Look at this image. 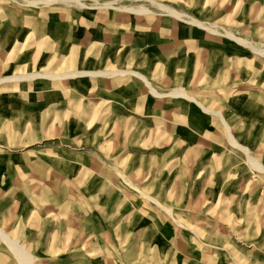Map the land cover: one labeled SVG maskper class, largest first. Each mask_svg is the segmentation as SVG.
Here are the masks:
<instances>
[{
  "label": "rangeland",
  "instance_id": "obj_1",
  "mask_svg": "<svg viewBox=\"0 0 264 264\" xmlns=\"http://www.w3.org/2000/svg\"><path fill=\"white\" fill-rule=\"evenodd\" d=\"M75 1L0 0V264H264V0Z\"/></svg>",
  "mask_w": 264,
  "mask_h": 264
},
{
  "label": "bare ground",
  "instance_id": "obj_2",
  "mask_svg": "<svg viewBox=\"0 0 264 264\" xmlns=\"http://www.w3.org/2000/svg\"><path fill=\"white\" fill-rule=\"evenodd\" d=\"M59 1L62 2L63 4H65V5H71L73 3L74 4H78V5L80 4V3H78V1H75V0H59ZM44 3H46V2H44ZM50 3L52 4V2H49V4ZM152 4L155 5V6H158L159 8L162 7L160 4H158L156 2H152ZM47 5H48V2H47ZM140 13H144V12H142V10H140ZM170 14L173 15V16H175V17H177V18H179V16L176 15L172 11L170 12ZM200 27H202L203 29L206 30L205 27H203V26H200ZM227 37L230 38V39H232V40H234V41H236L241 46L245 47L246 49L252 51L253 53H255L257 55H260V56H263L264 55L263 54V51L258 50L252 44H250L248 42L240 41V40L235 39V38H233L231 36H227ZM124 73H121V72H114V73L113 72H101V71H95V72H93V71H80L77 74L74 73V74H66V75L67 76H70V77H74V76H78V75L79 76H85L86 75V76H90V77H97L98 76V77H106L107 78V77H114V76H118V75L120 76V75H122ZM132 74L134 76H137L138 78H140L143 81V83L148 87V89L152 92L153 95H155V96H160L161 95V94H159L158 92H156L152 88V86L150 85V83L143 76H141V75H139L137 73H132ZM44 77L49 78V79H55V78H57V76H52V75L44 76L43 74H29V75H25V76L23 75V76L5 78V79L0 80V83L11 82V81L13 82V81H18V80H22V79H29V78L32 79V78H44ZM58 78H63V75H58ZM171 95L172 96L173 95H178V96H182L184 98H187V99L191 100L192 102H194L196 105H198L201 109H203L205 112H207L209 114H216V115L220 114V113H218V112H216L214 110H210V109L204 107L197 100H195L192 97H189L187 94H185L182 91H179L178 90L174 94H171ZM221 119H222V117H221ZM221 121H222L223 126L225 127V129L227 131L228 141L231 144V146L232 147H235V148H238V150L240 149L241 151H243L249 157L250 152H248V150L246 148L240 146L236 142V140L234 139V137L231 135V133L228 130V128H229L228 125L225 123V121H223V119ZM248 160L252 162L253 167H254L255 170H257L260 173L264 172V166L262 164H260L258 161H256L255 159H253L251 157H249ZM14 253H15L16 257L19 259V261H20L21 264H26V261H24L25 257L23 256L24 255V252L20 248H18V249L14 248Z\"/></svg>",
  "mask_w": 264,
  "mask_h": 264
},
{
  "label": "crops",
  "instance_id": "obj_3",
  "mask_svg": "<svg viewBox=\"0 0 264 264\" xmlns=\"http://www.w3.org/2000/svg\"><path fill=\"white\" fill-rule=\"evenodd\" d=\"M188 19H192V18H188ZM194 20V19H193ZM180 21V20H179ZM195 21H197V20H195ZM199 22V21H198ZM205 24V23H204ZM188 25V24H187ZM205 25H207V26H212V27H215L216 29H217V25H215V24H205ZM189 26H191V25H189ZM191 27H193V26H191ZM197 29H200V28H197ZM201 30H203V31H205L206 33H208V34H212L210 31H208V30H204V29H201ZM218 32V31H217ZM224 33L225 34H219L220 36H223V37H226L227 39H228V37L226 36V35H230V36H234L232 33H230V32H228V31H224ZM212 35H215V34H212ZM217 36H219L218 34H216ZM236 37V36H235ZM238 38V37H237ZM230 40V39H229ZM243 40H245V39H243ZM245 41H247V42H249L248 40H245ZM250 44H253V43H251V42H249ZM238 45V44H237ZM255 46V45H254ZM203 79V78H202ZM150 83V82H149ZM151 85V84H150ZM145 86V85H144ZM152 86V85H151ZM146 87V86H145ZM147 88V87H146ZM152 88H153V86H152ZM154 89V88H153ZM177 89H181V90H183L186 94H188V92L184 89V88H177ZM176 88L174 89V90H177ZM155 90V89H154ZM173 90V91H174ZM156 91V90H155ZM172 91V92H173ZM156 92H158V91H156ZM172 92H170V94L172 93ZM160 94V93H159ZM170 94H168V96H171ZM167 95V94H166ZM166 95H163V96H166ZM189 95V94H188ZM162 96V97H163ZM189 96H191V95H189ZM162 97H158V98H162ZM172 97H174V96H172ZM191 97H193V96H191ZM194 98V97H193ZM198 101V100H197ZM192 102V101H191ZM204 115H212L213 117H216V118H218V120H219V122H220V124L222 125V127H223V129L225 130V132H226V134H227V131H226V129H225V127L223 126V123H222V119H223V121H225V123L228 125V130H229V132L231 133V135L234 137V135H233V133H232V129H231V127H230V125L228 124V122L226 121V119L224 118V116L222 115V114H218V115H216V114H209V113H207V112H205L203 109H201L198 105H196L194 102H192ZM212 110V109H211ZM221 117H222V119H221ZM245 148V147H244ZM257 160V159H256ZM0 229H1V227H0ZM2 241V240H1ZM5 242L7 243V244H12L11 246L12 247H14L15 248V246L17 247V245L11 240V239H9L8 237H6L5 236ZM14 244V245H13ZM14 248H13V250H14ZM23 249V248H22ZM14 255H15V253H14ZM24 256V255H23ZM15 257H16V255H15ZM16 259L19 261V259L16 257ZM19 263H20V261H19ZM21 264V263H20Z\"/></svg>",
  "mask_w": 264,
  "mask_h": 264
}]
</instances>
